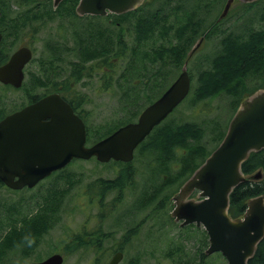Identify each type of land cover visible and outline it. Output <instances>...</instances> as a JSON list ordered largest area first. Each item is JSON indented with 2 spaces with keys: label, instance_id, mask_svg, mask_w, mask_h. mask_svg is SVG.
<instances>
[{
  "label": "rangeland",
  "instance_id": "374dc122",
  "mask_svg": "<svg viewBox=\"0 0 264 264\" xmlns=\"http://www.w3.org/2000/svg\"><path fill=\"white\" fill-rule=\"evenodd\" d=\"M4 1L11 13L12 10L16 11L11 7V3L14 2ZM12 1L18 4L21 2ZM77 1L66 0L58 8L53 9L47 1L29 0V45L34 49L33 59L29 64V81L27 79L25 86L18 91L0 88V95L3 96L0 105L6 108L28 98L30 91L38 90V84L45 86L46 82H64L65 79L68 81L71 78L68 70L66 69L65 73L61 72L54 59L57 61L62 59L65 63H77L82 67V74L78 77L76 86L77 92L82 99L88 100L85 107L89 113L93 133L91 138L94 141L113 130L115 126L135 121L137 115H134V106L142 109L148 100L152 101L158 94L160 82L164 84L169 77L175 79L180 73L181 68L176 69L175 65H172V58L165 57L161 61L159 81L160 78L151 74L153 71L149 68L152 64L147 61L150 52L159 46L171 48L178 42L179 46L182 42L181 52L189 47L188 53L200 37L206 35L204 33L221 13L226 0H155L142 8L140 18L143 19V23L136 14L126 17L128 22H124L123 26L129 28L128 35L130 38L133 35L132 40L136 46L140 34L142 44V52L138 53L131 69L127 68L122 59L123 52L116 37V27L107 23L105 17L80 18L77 26L82 29V39L77 38L75 27H71L70 24L71 18L78 19L73 12V6ZM186 11L188 13H185ZM226 14L219 22V29L216 31L213 29L206 35L201 48L188 62H184L187 65V72L191 75V92L168 117L166 120L168 123L165 122L167 126L172 123L178 126L193 125L198 128L200 131L198 142L195 143V139L192 138L186 140L187 147L182 142L176 145L177 139L181 140L180 136L188 134L185 130V134H177L178 131L175 129L173 135L176 139L169 146L168 154L157 155L156 152H151L150 146L155 145L154 137L162 135L153 134L141 145L129 167L113 162L100 164L94 159L76 160L66 168L63 175H54L30 190L10 192L0 185V242L2 241L4 244L2 247H5V252L0 256V264L37 262L53 253L63 255L62 264H107L114 253L113 248L120 245H123L121 251L123 257L119 264H131L132 260H137L138 264H178L186 259L201 264H226L224 257L219 253L210 255L205 253L208 241L202 226L191 224L180 227L171 217L174 208L172 196L179 190V185L185 177L186 171H181L185 161H188L195 151L200 155L209 152L216 145L218 134L226 131L232 117L233 102L238 99V95H228L225 92L205 99L195 98L193 93L199 85L197 75L213 70L210 60L205 58L222 50L220 43L228 33L239 35L241 38L246 36L249 27L254 30L264 27V0L250 8L240 4L239 0H234ZM184 32L187 33V38L183 34L179 41L177 34ZM157 35L160 37L157 38ZM152 37H155V42L148 45ZM127 40L128 38L126 42ZM18 44L16 41L11 46L14 48ZM166 50L163 48L165 53ZM52 51H56V55ZM96 57L98 59L107 57L114 65L112 69L95 70L91 77H87L89 59H93V63L97 64L99 61ZM147 76L150 77L149 83L144 85L143 78ZM246 80L247 85H252L255 81ZM245 96L246 94L241 100ZM129 98L131 111L126 112L121 106L125 105V100ZM117 175L129 177L125 186L129 184L130 186L123 190L127 202L115 206L116 210H112L100 221L95 215L97 210L93 209L95 201H88L91 198L85 186L92 184L90 182L96 178H116ZM68 177H74L77 183L72 184L73 188L68 194L60 203L54 205L53 192L57 187L63 188V184H69ZM156 188H160L159 195L149 196L154 201L147 207L137 212L129 208L132 204L129 202L137 195L144 191L146 194ZM119 191L112 190L103 195L113 194L117 196L115 199L117 201L122 197ZM196 193L197 191L191 193L187 199L197 201L199 198ZM160 205L161 209L157 210V206ZM45 212H48V215ZM42 215H46L48 220L34 232L35 243L32 245L34 247H28L24 239L22 240L24 242L9 247L7 241L10 240L11 243L14 239L9 237L10 232L29 228L30 224L43 220ZM48 224L50 226L44 228ZM128 228H136L138 234L123 243ZM90 230H97L98 233L89 236L83 242H95L97 251L83 245L78 246L75 251H69L71 238L82 231ZM177 246L182 248L181 252H176ZM30 248L34 249L29 253ZM201 253L205 255L202 261Z\"/></svg>",
  "mask_w": 264,
  "mask_h": 264
},
{
  "label": "water",
  "instance_id": "95a60500",
  "mask_svg": "<svg viewBox=\"0 0 264 264\" xmlns=\"http://www.w3.org/2000/svg\"><path fill=\"white\" fill-rule=\"evenodd\" d=\"M61 0H54L57 5ZM144 0H80L78 14L104 15L106 11L123 14ZM233 0H227L221 14L225 16ZM250 3L255 0H240ZM26 49L16 51L0 68V81L20 87L23 66L30 60ZM185 67V64H184ZM190 80L183 68L176 80L135 123H128L93 145L85 146V128L59 96L50 95L24 108L0 123V180L12 190L31 188L72 159L94 157L100 163L110 160L129 162L133 150L187 95ZM35 116L49 118L41 125ZM33 123H32V122ZM23 122V126L16 127ZM21 131H48V134H7ZM264 149V90L241 103L231 118L219 145L205 159L174 196L171 217L181 226H202L208 240L207 255L219 252L226 264H247L264 236V197L247 201L241 218L228 214L232 190L245 181L259 180L257 171L245 177L241 164L251 152ZM198 191L199 201L185 200ZM122 253L116 252L107 264H118ZM25 264H62V256L53 254L40 262Z\"/></svg>",
  "mask_w": 264,
  "mask_h": 264
},
{
  "label": "trees",
  "instance_id": "16d2710c",
  "mask_svg": "<svg viewBox=\"0 0 264 264\" xmlns=\"http://www.w3.org/2000/svg\"><path fill=\"white\" fill-rule=\"evenodd\" d=\"M64 0L63 2H65ZM155 0H148L145 3H151ZM260 0L254 1L250 4H243V6L250 8L253 5L257 4ZM144 3V4H145ZM51 7V4H49ZM75 6V4H74ZM73 6V8H74ZM141 9V8H140ZM139 10V8H138ZM135 13L134 12H129L121 16H114V23L115 22H120L122 20H127L125 19L126 17L133 16ZM185 13H188L186 11ZM193 13V11H192ZM216 19L213 21L212 25L208 28L207 32L204 34L209 35L213 29L218 30L219 29V22ZM194 20V16H193ZM203 22V20H201ZM190 26V25H189ZM191 27V26H190ZM138 32V31H137ZM139 33V32H138ZM149 32H147L148 34ZM175 34V32H174ZM187 38V33H178L177 38L180 40V37L182 35ZM206 35L201 36L203 38L206 37ZM117 37V35H116ZM179 43V42H178ZM175 44L171 48L167 49V55L170 57L175 56L174 61H175V67L176 69L181 68L183 63L186 60H189V52L187 53V49L185 48L183 52H181L182 49H180V46L182 42L179 44ZM221 45V51L218 52L217 54L214 53L211 55L209 58H205L207 60H210V64L212 65L213 70L211 71H205V72H200L198 76V86L197 89L195 90V93H193V96L195 95V98L198 99H205L207 97H212L213 95L219 93V92H225L228 95H238V99H236L233 102L232 105V115L238 108V106L249 96H251L253 93H255L258 90H264V27L254 30L251 29L250 27L247 30V34L245 37L239 38L238 36H235L233 33H228L226 37L223 38L222 42L220 43ZM181 54H180V53ZM158 55L160 56L161 60L167 56H162L165 54V51H161L159 53V49L157 50ZM163 61V60H162ZM211 68V67H210ZM202 73V74H201ZM191 77V75H190ZM255 80L252 85H247L245 80ZM246 80V81H247ZM163 90H159L158 94L153 98L156 99ZM241 94V95H239ZM246 94V96L241 100L242 96ZM152 100V101H153ZM152 101L148 100V103H151ZM128 103L126 102V106ZM126 106L123 105L122 109H125ZM134 106V102H132V107ZM145 106V105H144ZM143 106V107H144ZM141 109H138V106H134V115L136 116ZM168 120V119H167ZM166 120L163 121L161 124L156 126L153 130L152 133L149 134L146 139L140 144L138 147V151L141 148V145L147 142V140L154 134V133H159L162 135H156L154 137V146H150V149L152 150V153H157V155H163L169 153V146L171 143L176 139V136L174 137L173 134H175L174 130L176 129L178 132L177 134H185L184 130L187 132L188 135L185 136H180V139H177L176 145H180L181 142L184 143V146H188L187 139H195V143L198 142L199 140V135L200 131L198 128H195L193 125H174L170 123V126H167L165 124ZM127 123V122H126ZM125 122L122 123L121 125L115 126L113 130H115L117 127L122 126L126 124ZM168 123V122H166ZM173 126H172V125ZM176 127V128H175ZM112 131V130H111ZM111 131L107 132L105 135L109 134ZM218 132V130H216ZM90 134H87V142L93 143L97 140H99L102 137H97L96 140H92L91 134L92 129L90 128L89 130ZM97 134V133H96ZM225 134V131L222 133H219L217 138V143L216 145L209 151L200 155H197L198 152L195 151L194 155L190 156L188 158V161H185V166L181 169V171H186L185 177L182 181V183L179 185L181 186L191 175L192 173L204 162V160L209 156V154L216 148V146L220 143L222 140L223 136ZM190 135V136H189ZM197 149L198 147H193ZM159 158H157V161ZM66 169L58 171L56 175H60L65 172ZM241 171L244 174V176H249L251 174H254L257 171L261 172V178L257 181L249 180L245 181L243 183H240L237 185L232 192L230 193L229 196V207H228V215L231 219L235 220L240 217L245 212L246 209V204L247 201L251 198H255L257 196H263L264 197V149L258 151V152H252L249 154L248 158L241 164ZM68 183L67 185L63 184V188L57 187L54 192L52 197L54 198V205L58 204L62 201L63 197L68 194V192L73 188L72 184H76V179L74 177L67 179ZM126 180L129 181V177H124L123 175H117L116 178H112L109 180H104L101 178H98V180H93L92 184H87L85 186L86 191L90 195H103L106 194L109 191H119L123 195V190L129 186L126 185ZM97 187V188H96ZM156 191V192H155ZM155 192V193H154ZM160 188H156L153 191L146 192L145 191L142 193L143 195H146L145 199L141 200L138 204L131 205L130 208L133 211L141 210L145 207H147L150 203L154 201L152 200V197L149 196H156L159 195ZM157 210L161 209V205L157 206ZM113 211L116 209L113 208ZM155 212H157L155 210ZM161 212V211H160ZM160 212L158 214H160ZM46 215H48V212H45ZM46 215L43 216V220H39L38 222L32 223L29 225V228L26 227L22 230H14L10 232L9 237H13V241L10 243V240L7 241V244H9V247L16 246L17 244H20L24 241V237L28 234H31L33 236L34 232L37 231L38 228H40L44 222H46L48 219H46ZM170 220H172L170 218ZM140 225V222L138 223V226ZM50 226L48 224L47 226H44V228ZM97 230H90V231H82L80 234H77L73 236L70 240L71 245H70V250L69 251H75L77 250L78 246H88L95 248L94 250L97 251L96 243L93 241H85L84 239L88 238L89 236H93L97 234ZM125 238L122 240L123 243L128 242L131 240V238L135 235H137V229H131L128 228L127 231L125 232ZM205 234V233H204ZM3 242H0V256L2 253L5 252V247H2L4 244ZM122 243V244H123ZM101 243L98 245L100 246ZM98 246V249H99ZM34 247V246H32ZM121 247V245H120ZM34 249V248H33ZM33 249H29V253L33 251ZM182 248L180 246L176 247V252H181ZM115 251H122V248L116 249ZM205 255L201 253V261ZM172 259V258H171ZM99 261V257H98ZM95 262H97L95 260ZM131 264H138L137 260H132ZM178 264H201L197 263L196 261H191L190 259H186L181 261ZM247 264H264V236L260 240V242L257 244L256 249L254 251V254L251 258L248 259Z\"/></svg>",
  "mask_w": 264,
  "mask_h": 264
},
{
  "label": "flooded vegetation",
  "instance_id": "af4514ba",
  "mask_svg": "<svg viewBox=\"0 0 264 264\" xmlns=\"http://www.w3.org/2000/svg\"><path fill=\"white\" fill-rule=\"evenodd\" d=\"M10 2H14L11 3V7H13L16 11L12 10L13 13L10 12L9 8L5 5V1L4 0H0V68L4 65H6L9 61V59L11 58V56L18 51L19 49H26L29 53H31V60L25 63V65L23 66L22 72H23V76H24V80L23 83L21 84V87L19 88H15L10 84H4L0 81V88L3 89H7V90H12V91H18L21 90L24 86H25V82L29 81V64L31 63L32 59H33V52L34 49L29 45V0H21V2L18 4L16 1H12L9 0ZM42 1V0H40ZM20 10H22L21 12H19ZM19 12V13H18ZM140 12L141 11H135L134 14H136V16L138 17L139 20H141V22L143 23V19L140 18ZM17 13V14H16ZM78 19L75 18H71L70 19V24L71 27H75V32L77 35V38L82 39L81 35H82V29H80L77 26V23H79V19L84 17V16H78L75 15ZM85 16H90V15H85ZM91 17V16H90ZM105 18L107 19V23H109L110 25H114L117 29V39L118 42L120 43V47L122 49L123 52V61L126 64L128 69L133 68L132 67V63L133 61L138 57V53L142 52V44H141V40H140V34H139V38L137 39L136 42V46L133 43L132 37L130 38V36L128 35L129 32V28L128 27H124L123 23L124 22H128L127 20H122L121 23L120 22H115L114 23V19L112 18V15H106ZM134 18V17H133ZM161 27V25H159ZM138 27V24H137ZM109 29V27H107ZM161 30V29H160ZM56 32V31H55ZM107 32V30L105 31ZM176 34V33H175ZM124 36H126V38H128L127 42H126V38H124ZM143 37V36H142ZM160 35H157V38H159ZM31 38V36H30ZM16 41L19 43L18 45L14 46V48L11 46V44L16 43ZM155 42V37H152V40H150L148 42V45H150L151 43ZM9 47L8 49L6 47ZM62 46V45H61ZM64 47V43L63 46ZM163 48L169 49V46H165V47H156L154 48L151 52H150V57L147 59V61L152 62V64H150L149 68L153 71L154 75H157V77H159V81H161V58L157 53V50L159 49V53L163 50ZM54 55H56V51H52ZM92 56V55H91ZM165 56L169 57L167 55V53H165ZM172 58L173 64L175 65V61L173 57H169ZM96 59L99 61L97 64L93 63V59H89V72L86 74L87 77H91L92 76V72H94L95 70H100L101 69H112V66L114 65L113 61L108 60L107 57L104 58H100L98 59L96 57ZM56 62L57 67L59 68V70L61 72L66 71V69L69 72V78L68 81L65 79L64 82H46L45 86L42 85H37L38 90H32L28 93V98L26 97L24 100L20 101V102H15V104H11L10 106L6 107V108H2L0 105V123L6 119L7 117L14 115L18 112H20L21 110H23L26 107H29L31 105H34L35 103H37L40 99L46 97V96H50V95H57L61 98V100L66 103L69 108L71 109L72 113L77 116L84 124V128H85V134H90L89 130L91 127V123L89 121V113L88 110L86 109L85 105L88 104V100L86 99H82L81 95L77 92V83H78V77L82 74V67L77 64V63H65L64 60H56L54 59ZM54 60L51 62L52 65L54 63ZM140 63V61H139ZM73 65V66H72ZM174 71V70H173ZM143 84H148L149 83V79L150 77H144L143 78ZM175 80L174 77H169L167 80H165L164 84H162L160 82V87L159 90H163L165 91L170 84L172 83V81ZM138 83V82H137ZM133 86H137L136 84H133ZM129 90V88L127 89ZM162 93V92H161ZM3 98V96L0 95V100ZM125 102L128 103V105L126 106V104L124 106H126L125 110L126 112L131 111L129 110L130 108V102L131 99H127L125 100ZM1 103V101H0ZM123 107V106H122ZM141 112V111H140ZM140 112L137 114L136 119L139 117ZM35 118H37V120L33 121V122H37L41 125H48L49 122V118L47 117H40V116H35ZM136 121V120H135ZM134 121V122H135ZM32 122V121H31ZM32 122V123H33ZM23 122L21 123H17L16 127L19 126H23ZM152 131L149 133L151 134ZM7 134H48V131H21V130H17L15 132H9ZM154 134H159V133H154ZM137 150V151H136ZM137 152L138 149H135L134 153H133V158H136L137 156ZM132 162V161H131ZM131 162L128 163H118V164H123L126 167H129L131 165ZM57 173H53V175L51 174L49 177L45 178L49 179L52 176H56ZM128 176H130L128 174ZM104 180H109L106 178H103ZM42 180V181H44ZM95 180H98V178H96ZM42 181H40L37 185H35L34 187L38 186ZM0 183L2 184V182L0 181ZM0 184V185H1ZM3 188L7 189L10 192H14L11 191L10 189H8L7 187H5L3 184L1 185ZM130 186V184H129ZM126 187V190L128 189V187ZM29 188L30 189H33ZM23 190V189H22ZM111 195V197H110ZM89 196V195H88ZM145 195L141 194V195H137L136 198L129 202L132 203L131 205L134 204H138L141 200L145 199ZM89 198H91V200L88 201H95V205L93 207V209L97 210L96 212V216L97 218L101 221L103 220L105 217L108 216V214L110 212H112V209L117 206L118 204L121 203H126V196L122 195V197L120 199H118L117 201H115V199H117V196L113 195V194H107V195H90ZM130 205V206H131ZM129 206V208H130ZM98 230L101 231V228H99ZM122 234V233H121ZM120 245V244H119ZM122 248L123 249V245L118 246L116 248H113V250Z\"/></svg>",
  "mask_w": 264,
  "mask_h": 264
},
{
  "label": "clouds",
  "instance_id": "9594fccd",
  "mask_svg": "<svg viewBox=\"0 0 264 264\" xmlns=\"http://www.w3.org/2000/svg\"><path fill=\"white\" fill-rule=\"evenodd\" d=\"M24 240L26 241L28 247H31L35 243V238L31 236V234L26 235Z\"/></svg>",
  "mask_w": 264,
  "mask_h": 264
}]
</instances>
